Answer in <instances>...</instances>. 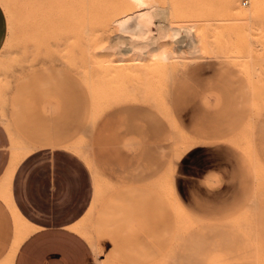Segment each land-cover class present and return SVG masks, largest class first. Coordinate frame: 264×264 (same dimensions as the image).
Instances as JSON below:
<instances>
[{
  "label": "rangeland",
  "instance_id": "obj_1",
  "mask_svg": "<svg viewBox=\"0 0 264 264\" xmlns=\"http://www.w3.org/2000/svg\"><path fill=\"white\" fill-rule=\"evenodd\" d=\"M0 1V264L12 194L93 264H264V0Z\"/></svg>",
  "mask_w": 264,
  "mask_h": 264
},
{
  "label": "crops",
  "instance_id": "obj_2",
  "mask_svg": "<svg viewBox=\"0 0 264 264\" xmlns=\"http://www.w3.org/2000/svg\"><path fill=\"white\" fill-rule=\"evenodd\" d=\"M8 26V16L0 1V51L8 37ZM11 155V135L4 122L0 119V177L8 167ZM12 202L22 218L29 224L30 233L34 231L36 228L22 214L14 201L13 194ZM6 205L11 212L10 206L7 203ZM79 225L80 222L75 221L68 226L45 227L31 234L29 233L18 247L14 264H93L89 245L75 232L77 231L75 226Z\"/></svg>",
  "mask_w": 264,
  "mask_h": 264
},
{
  "label": "bare ground",
  "instance_id": "obj_3",
  "mask_svg": "<svg viewBox=\"0 0 264 264\" xmlns=\"http://www.w3.org/2000/svg\"><path fill=\"white\" fill-rule=\"evenodd\" d=\"M254 1H256V4H258V6H259V3L261 2V0L259 1V0H253V3H255ZM257 2H259V3H257ZM256 6V5H255ZM165 14V13H164ZM135 16H137L136 14H130L127 18H124V20H130V19H132L133 17H135ZM119 18V17H118ZM124 20H123V22H124ZM132 21H134V20H132ZM120 22V21H119ZM122 22V21H121ZM126 22V21H125ZM125 22L123 23V26L125 25ZM130 22H131V20H130ZM127 23V22H126ZM120 24H122V23H119V26H122V25H120ZM127 24H129V23H127ZM122 26V27H123ZM164 26V25H163ZM127 27V26H126ZM142 25L139 23V22H135V25L133 26V27H127V28H125V26H124V28H122V31L124 32V34H126V35H124V34H122V36L124 35L125 36V38H126V36H127V39L129 40V42H130V45H127L126 46V50H124L125 51V53L126 52H133L134 50L136 51L137 49H136V47H135V45L134 46H132L133 45V41H135V40H139V39H135L136 37H134V36H136V35H134V34H139L140 32L142 33ZM119 32H121V30H119ZM139 32V33H138ZM146 32V33H145ZM143 33H145V36L146 35H148V32L147 31H143ZM142 33V34H143ZM116 34V33H115ZM138 36V35H137ZM140 36V35H139ZM167 36V35H166ZM141 37V36H140ZM118 38V37H117ZM121 38V37H120ZM124 38V39H125ZM137 38H139V37H137ZM154 38V37H153ZM124 39H121V41L122 40H124ZM127 39H125V41L127 40ZM135 39V40H134ZM165 39V37L163 38V40ZM118 40H119V38H118ZM127 40V41H128ZM146 40V39H145ZM125 41H122L123 43L125 42ZM126 41V42H127ZM132 41V42H131ZM137 42V41H136ZM139 42V41H138ZM137 42V43H138ZM122 43V44H123ZM128 44V43H127ZM150 45V44H149ZM154 45V44H153ZM124 48H125V46H124ZM140 48V47H139ZM89 52V51H88ZM230 52V51H229ZM144 56V55H143ZM148 56V55H147ZM218 59V58H217ZM98 182H97V186H98ZM98 195V194H97Z\"/></svg>",
  "mask_w": 264,
  "mask_h": 264
}]
</instances>
